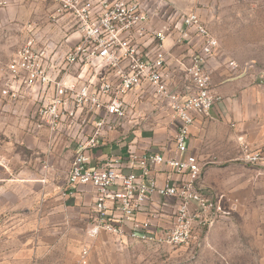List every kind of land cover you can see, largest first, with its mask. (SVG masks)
<instances>
[{
	"label": "built area",
	"instance_id": "built-area-1",
	"mask_svg": "<svg viewBox=\"0 0 264 264\" xmlns=\"http://www.w3.org/2000/svg\"><path fill=\"white\" fill-rule=\"evenodd\" d=\"M48 22H66L64 42L75 43L60 51L51 34L31 26L27 37L0 68V96L11 102L29 100L36 128L49 136L50 145L64 137L74 147L66 174V190L94 189L91 233L106 232L156 245H183L225 211L216 194L197 185L201 165L187 152L190 127L219 100L211 86L208 61L219 44L196 12L167 14L149 9L146 0H51ZM6 0H0V7ZM34 25V23H32ZM197 38L184 69L192 91L182 94L171 83L170 47ZM230 65L237 67L234 62ZM142 88L159 97L177 120L175 155L153 151L106 156L93 165V153L104 134L128 130L132 92ZM240 160L264 168V147L240 139ZM181 155H184L181 157ZM167 166L176 181L159 186L153 174ZM153 194L175 200L173 219L157 228L149 220L133 218ZM128 225V227H126ZM81 251V263L88 262Z\"/></svg>",
	"mask_w": 264,
	"mask_h": 264
},
{
	"label": "rangeland",
	"instance_id": "rangeland-1",
	"mask_svg": "<svg viewBox=\"0 0 264 264\" xmlns=\"http://www.w3.org/2000/svg\"><path fill=\"white\" fill-rule=\"evenodd\" d=\"M22 3L17 11L20 18L12 17L9 6L0 11V68L27 37L36 15L43 26L53 28L47 20L53 9L51 0ZM146 3L162 13L199 14L219 44L207 65L214 85L245 74L256 76L264 88V0ZM6 16L9 19L4 22ZM192 35L174 46L168 42L170 52L180 49L186 65L199 41ZM181 73L184 76L182 68ZM146 96L147 102L138 103L137 109L149 114L148 123L155 125L160 120L155 110L162 108H156L154 95L148 92ZM32 111L29 100L11 102L0 96V264H82L83 248L92 255L91 264H264V168L241 162L224 172L228 188L215 193L225 213L218 214L209 226L197 228L189 243L170 246L132 241L117 247L109 234L91 233L90 215L87 221L66 190L72 154L50 145L47 132L37 130ZM162 112L169 130L165 135L173 137L170 111ZM144 134L154 136L152 130ZM205 167L201 166V173ZM214 176L220 180V171Z\"/></svg>",
	"mask_w": 264,
	"mask_h": 264
},
{
	"label": "crops",
	"instance_id": "crops-1",
	"mask_svg": "<svg viewBox=\"0 0 264 264\" xmlns=\"http://www.w3.org/2000/svg\"><path fill=\"white\" fill-rule=\"evenodd\" d=\"M22 1L6 0L7 3L0 7V11H6V7L9 6V9L13 11L12 17L14 19L20 18L21 16L17 14V11L23 5ZM37 16L33 19V26L38 24L43 31L52 32V40L58 45L60 51L66 50L75 43L77 34L69 35L68 42H64L66 36L64 33L66 30L64 18L56 24H52L53 28L51 29L49 24L43 26ZM29 18L31 19V16ZM8 19L6 16L5 21H3L6 22ZM180 53L179 48L170 52L168 69L172 75L171 83L175 87L177 86L182 94H187L192 91V87L181 73L182 67L178 64V60H183ZM255 80L256 76H246L245 74L223 79L215 83V85L211 80V86L219 97V100L207 115L196 116L194 123L190 127L187 152L194 155L201 166H206L203 173H201V178L197 185H201L211 193L216 194L215 190L217 189L225 191L228 185L226 184L227 176L224 172L228 173V170L232 169V166L241 164L242 161L239 157L240 139L245 140L252 146L264 147V88ZM147 94L148 92L142 88L130 94L128 102L130 104L131 115L128 130L104 134L101 145L94 150L92 156L94 158L93 165L98 167L104 164L106 156L121 155L125 157L129 152L142 153L144 151H153L163 154L164 157L175 155L174 136L165 135L169 130L165 121L161 119L164 116L162 110H169V119L174 124L171 133L174 135L177 120L173 111L167 107L163 100L154 95V98L157 100V104H155L156 108H162V110H155L157 120L160 118L159 121H161L162 125L159 121L155 125L148 123L149 114L140 113V109H137L138 103L147 102L145 99ZM150 94L153 95L152 93ZM140 123H144V125L138 128L137 125ZM149 130H152L154 136L149 137L144 134ZM52 147L67 150L66 152L69 155H73L74 153V147L64 137L55 139ZM183 156L181 155V157ZM256 167L261 168L260 166ZM218 171H220L221 175L220 180L214 176V173H218ZM153 174L159 186L164 185L166 182L176 181L178 178L165 165L155 166ZM74 192L72 196L75 199L74 202L81 206L86 218L89 215L91 218L94 205V189L90 186H81ZM174 203L175 200L172 198H163L157 194H153L150 200L143 205L140 211L136 212L133 218L137 221L149 220L157 228L167 227L173 219ZM109 235L118 244H116L117 247H125L126 243L135 241L126 236L118 239L111 234ZM100 239L101 236L97 240ZM91 256L87 255L90 264L92 262Z\"/></svg>",
	"mask_w": 264,
	"mask_h": 264
},
{
	"label": "water",
	"instance_id": "water-1",
	"mask_svg": "<svg viewBox=\"0 0 264 264\" xmlns=\"http://www.w3.org/2000/svg\"><path fill=\"white\" fill-rule=\"evenodd\" d=\"M243 75V74H242Z\"/></svg>",
	"mask_w": 264,
	"mask_h": 264
}]
</instances>
